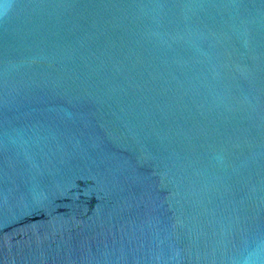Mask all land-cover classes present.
<instances>
[{"label": "water", "instance_id": "95a60500", "mask_svg": "<svg viewBox=\"0 0 264 264\" xmlns=\"http://www.w3.org/2000/svg\"><path fill=\"white\" fill-rule=\"evenodd\" d=\"M0 264H264V0H0Z\"/></svg>", "mask_w": 264, "mask_h": 264}]
</instances>
